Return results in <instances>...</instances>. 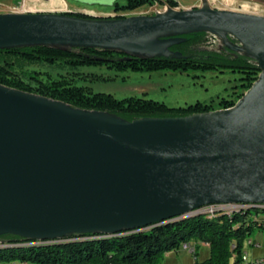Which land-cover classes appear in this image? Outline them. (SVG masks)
Instances as JSON below:
<instances>
[{
  "label": "water",
  "instance_id": "water-1",
  "mask_svg": "<svg viewBox=\"0 0 264 264\" xmlns=\"http://www.w3.org/2000/svg\"><path fill=\"white\" fill-rule=\"evenodd\" d=\"M107 17L0 13V48L81 46L161 56L179 41L162 36L206 31L253 57L261 72L233 107L132 121L0 84V235L39 243L115 235L208 205H264V16L203 0L197 8Z\"/></svg>",
  "mask_w": 264,
  "mask_h": 264
},
{
  "label": "trees",
  "instance_id": "trees-1",
  "mask_svg": "<svg viewBox=\"0 0 264 264\" xmlns=\"http://www.w3.org/2000/svg\"><path fill=\"white\" fill-rule=\"evenodd\" d=\"M176 7L178 2L167 0ZM163 0L114 1L115 12H128ZM67 15L94 18L81 12ZM126 15L116 14L123 18ZM209 32H182L162 36L177 38L169 46L170 55L144 56L118 49L81 46L26 45L0 48V84L66 102L74 108L104 111L127 121L143 117H177L233 107L253 82L261 68L257 61L227 44L220 51L204 47ZM229 43H237L232 36ZM180 55V56H178ZM107 66L116 71L189 72L233 71L241 74L240 85L231 98L197 101L187 106H170L145 97L116 98L93 92L66 77L47 70L75 69L80 66ZM217 213V214H216ZM216 214V215H215ZM255 230L264 234V207L252 205L242 210L197 214L146 230H122L115 235L102 233L68 234L59 241L36 242L14 234L0 235V264L20 261L36 264H158L164 253L183 243H208L210 257L195 264H264L243 262L241 252ZM253 241V240H252ZM256 244V243H255ZM260 244V243H259ZM235 245V247H233ZM196 254V250L194 251Z\"/></svg>",
  "mask_w": 264,
  "mask_h": 264
},
{
  "label": "rangeland",
  "instance_id": "rangeland-1",
  "mask_svg": "<svg viewBox=\"0 0 264 264\" xmlns=\"http://www.w3.org/2000/svg\"><path fill=\"white\" fill-rule=\"evenodd\" d=\"M22 1L23 0H0V2L5 4L4 8H7V10H9L12 6H19ZM68 1L78 8L98 10L93 13L83 12L84 14L91 15L92 17H114L116 14L126 15V17L132 15H155L158 13H165L170 10L191 9L201 7L203 5V0H175L178 2V5L173 7L167 0H163V3H157L152 6H143L128 12H115V0ZM117 1L122 2V0ZM207 2L213 8L264 16V0H207ZM44 3V0H29L27 6L31 8L35 6L37 8L45 9L46 7L42 5ZM105 12L110 13L106 14ZM207 37V42L204 47L215 51H220L224 47L221 38H218L210 33ZM47 71L53 76L62 75L67 79H71L73 83L79 86L87 87L93 92L111 94L116 98L131 96L151 98L163 101L168 105L175 107L187 106L197 101L211 102L212 100H215L217 102L221 100V98H231L233 94H236L241 78L240 73L229 70L222 72L157 71L142 73L129 70L116 71L105 65L80 66L75 69L68 68L65 70ZM221 109L225 108H219L216 110ZM251 206L252 205H250V207ZM231 210L233 209L228 207L226 209H222L221 211L229 212ZM212 215L213 214H209L211 217ZM249 239L256 243L255 245H248L244 243L243 246V251L247 252L250 262L256 257L264 256V234L255 230ZM257 243L260 244L257 245ZM184 244L185 243H183V245ZM183 245L178 249L165 252L158 264H195L196 258L198 261L203 262L210 257L211 249L209 245L203 242L197 243L193 241V245L196 246V254L190 250L182 249ZM9 264H22V262L15 261L10 262ZM28 264L36 263L29 262Z\"/></svg>",
  "mask_w": 264,
  "mask_h": 264
},
{
  "label": "built area",
  "instance_id": "built-area-1",
  "mask_svg": "<svg viewBox=\"0 0 264 264\" xmlns=\"http://www.w3.org/2000/svg\"><path fill=\"white\" fill-rule=\"evenodd\" d=\"M4 7H5V4L3 2H0V13H6V12H15V13L29 12L27 10L24 2H21L19 6L10 7L9 10H7V8H4ZM214 36H216V35H214ZM216 37H218V36H216ZM233 204H235V206H246V207L250 208V205H247V203H233ZM224 205H225V208H226V204H224ZM215 212H217V211H215V209H208V206H207V209H202V211L197 212V214H214ZM245 243L248 244V245H255V242L252 241V240H246ZM205 244L208 245V243H205ZM257 245H259V243H257ZM233 247H235V245H233ZM182 249L190 250V251L194 252L196 250V246L193 245V242H187L186 246H183ZM241 258H242L243 262L245 260H249L247 252H244L243 249H242V252H241ZM253 260H264V256L263 257H256Z\"/></svg>",
  "mask_w": 264,
  "mask_h": 264
},
{
  "label": "crops",
  "instance_id": "crops-1",
  "mask_svg": "<svg viewBox=\"0 0 264 264\" xmlns=\"http://www.w3.org/2000/svg\"><path fill=\"white\" fill-rule=\"evenodd\" d=\"M29 0H23L27 10L29 12H68V11H76V12H86V13H93L94 9H87V8H78L74 5H72L68 0H44V5L46 8H37V7H29L28 5ZM106 13V12H105ZM110 12L106 13L109 14ZM22 264H28V263H22Z\"/></svg>",
  "mask_w": 264,
  "mask_h": 264
},
{
  "label": "bare ground",
  "instance_id": "bare-ground-1",
  "mask_svg": "<svg viewBox=\"0 0 264 264\" xmlns=\"http://www.w3.org/2000/svg\"><path fill=\"white\" fill-rule=\"evenodd\" d=\"M247 205H256V206H258V205H261V206H263L264 207V205L263 204H252V203H247ZM228 207H230V208H232L233 210H231V211H229V212H227V213H231L232 211H235V210H242L243 208H246V206H235V204H226V208H228ZM225 208V205L224 204H214V205H208V209H215V211H221L222 209H226ZM202 209H207V206H205V207H203V208H200L198 211H196L195 213H194V215L196 214L197 215V212H199V211H202ZM186 244L187 243H185L183 246H186ZM249 260H245V262H248ZM258 261H261V262H264V260H256L255 262H258Z\"/></svg>",
  "mask_w": 264,
  "mask_h": 264
}]
</instances>
